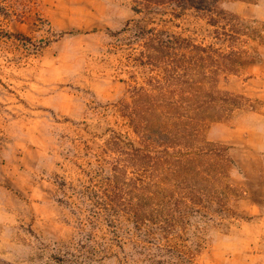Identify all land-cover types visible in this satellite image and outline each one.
I'll return each mask as SVG.
<instances>
[{"label":"rangeland","instance_id":"obj_1","mask_svg":"<svg viewBox=\"0 0 264 264\" xmlns=\"http://www.w3.org/2000/svg\"><path fill=\"white\" fill-rule=\"evenodd\" d=\"M121 1L129 17L111 30L87 19L88 0H0V264H264L263 228L241 227V198L225 217L164 234L136 228L100 192L105 140L113 131L134 139L118 102L156 72L143 57L140 28L230 44L193 9L137 13L138 2ZM256 3H220L245 19L235 45L252 57L221 82L234 93L264 58V19L238 9ZM243 95L241 110L263 105ZM238 110L211 123L206 137L218 142L211 127Z\"/></svg>","mask_w":264,"mask_h":264},{"label":"trees","instance_id":"obj_2","mask_svg":"<svg viewBox=\"0 0 264 264\" xmlns=\"http://www.w3.org/2000/svg\"><path fill=\"white\" fill-rule=\"evenodd\" d=\"M135 1L137 13L163 5L193 9L216 27L217 36L223 33L230 41L223 49L141 27L142 54L156 72L118 102L134 139L113 131L101 149L98 187L109 206L136 228L186 232L196 221L227 216L233 202L246 195L231 179L236 160L229 146L206 137L211 123L246 106L243 94L220 86L252 58L235 45L239 36L233 34L246 22L222 8V0Z\"/></svg>","mask_w":264,"mask_h":264},{"label":"crops","instance_id":"obj_3","mask_svg":"<svg viewBox=\"0 0 264 264\" xmlns=\"http://www.w3.org/2000/svg\"><path fill=\"white\" fill-rule=\"evenodd\" d=\"M88 3L91 8L87 19L98 27L118 30L129 17V8L121 0H88ZM238 5L244 13L250 10L251 16L264 19V0L248 6ZM245 77L238 92L262 99L263 105L251 110L240 109L229 123H217L211 130L216 129V140L229 145L236 155L233 169L236 174L233 173L232 179L246 190V195L237 201V207L248 215L240 222L241 227L263 228L261 233H264V58L251 63Z\"/></svg>","mask_w":264,"mask_h":264}]
</instances>
